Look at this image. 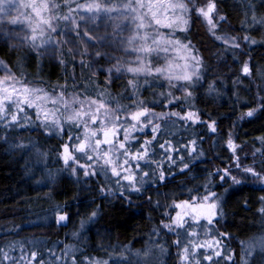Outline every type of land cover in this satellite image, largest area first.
<instances>
[{"label":"snow or ice","instance_id":"snow-or-ice-1","mask_svg":"<svg viewBox=\"0 0 264 264\" xmlns=\"http://www.w3.org/2000/svg\"><path fill=\"white\" fill-rule=\"evenodd\" d=\"M245 3L248 13H251L250 20L247 19L248 13H245L247 23L264 27V16L258 18L253 4L248 0ZM17 24L25 26L22 32L8 29L9 25ZM196 25L204 27L213 40L231 51L234 59L237 51H243L241 40L249 46L257 44L251 36L237 37L227 32L224 25H231L227 16L220 14L217 0H156L155 3L153 0H0V34L8 40L18 41L14 47H27L38 54L55 56L61 45L71 42L76 45V51L73 53L72 49H68L69 54L81 57L91 55L90 62L86 63L83 59L79 62L82 68H94L92 77L96 73L107 77L98 84H92L91 89L81 84L80 87L85 91L80 93H68L67 86L63 85L49 86L46 90L29 87L27 81L18 80L11 69L0 61V71L6 73L0 78V133L17 129L27 131L35 125V129L42 134L60 138L57 159L62 162L63 168L52 171L45 167V180L37 183L46 181L48 185L54 186L60 173L66 171L79 184L80 172L86 179L102 177L105 181V186L99 188L102 194L107 189V195L119 194L123 197L125 191L140 193L151 185H157L156 190L159 191V187L166 186L169 175H172V166H177L180 174L191 172L195 161L203 156V151L198 149L197 139H191L187 144L177 141L178 147L171 141L161 143L157 134L162 129L160 124L153 123V118L165 120L167 124V117H177L189 126H203L212 134L217 133L215 120L204 121L198 110H189L194 107L191 103L193 94L189 89L202 87L208 71L204 57L187 35L191 27ZM162 28L169 30L166 35L161 32ZM125 31L129 35H124ZM177 31L184 34L187 42L174 38ZM218 32L223 34L218 35ZM59 35H68L71 41L56 39L55 36ZM89 48L92 49L91 53ZM129 56L135 59H127ZM161 60L163 63H160ZM239 63L243 77L250 79L253 72L250 61ZM257 71L264 78V69ZM125 75H130L131 79L119 85L123 92L113 96L105 90ZM239 80L238 76L233 81L234 87ZM165 84L170 91L157 90ZM142 91L149 92L153 98L141 99ZM177 91L181 93L180 96L175 95ZM88 92L94 93L97 98L92 99ZM206 95H220L215 81L207 82ZM239 99L237 94L236 100ZM120 100H131V103L122 105ZM253 103L255 107L245 105L248 110L241 113L238 122L264 118V96L257 94ZM113 104L115 108L111 107ZM168 105L184 106V115L181 116L179 112L157 113L153 110ZM148 135H151V139L144 138ZM226 135V150L230 151L229 160L232 164L216 168L214 172L205 169V183L195 190L199 192L203 188L204 194L193 196L191 204L186 200L175 205V208L183 209L177 211L175 217L164 213L170 223L161 221L165 229L178 237L173 243L181 249L178 255L182 264H201V259L205 264H221V261L223 264H248V258L257 250L264 254V234L252 236L241 242L242 256L238 261L234 251L221 243L228 238V234L220 233L215 227L220 223L218 215L222 216L219 212L222 197L211 190L215 186L214 177L221 186L228 184L229 187L243 185L246 180H251L264 191V136L257 138L261 148L252 153L253 165L242 166L241 158L236 153L238 149L243 152V147L234 142L232 132ZM0 138L8 142L6 136ZM200 142H203L202 138ZM10 147L30 149L36 157L35 162L46 165L47 152L41 151L34 142L30 145L14 142ZM159 152L163 155L154 159ZM181 153L187 154L189 162H185V156ZM81 160L85 163L82 164ZM177 161L182 167L177 165ZM233 171L246 180L238 179L232 174ZM258 201L264 205V196L259 197ZM157 205L160 206L159 202ZM56 208L60 209V205H56ZM258 211L264 218V207ZM97 214L98 209L81 219L80 229L83 230L86 223L94 220ZM68 219L67 211L56 216L57 223ZM201 221L204 223L201 224ZM197 228L203 229V236L208 238L200 239ZM78 235V232L73 233V236ZM8 247L11 249L14 245L9 243ZM66 247L69 251L77 250ZM205 249L210 250L211 254L205 255ZM159 251L163 252V249ZM124 253L130 259H125ZM35 256L36 253L32 252L31 258L35 259ZM157 259L152 245L135 252L125 247L114 264H154ZM5 261L17 264V260L11 258L7 251L0 249V264ZM19 264H25L23 258ZM72 264H76V261L73 260ZM80 264H108V261L85 258Z\"/></svg>","mask_w":264,"mask_h":264},{"label":"trees","instance_id":"trees-1","mask_svg":"<svg viewBox=\"0 0 264 264\" xmlns=\"http://www.w3.org/2000/svg\"><path fill=\"white\" fill-rule=\"evenodd\" d=\"M262 1L264 0H248L253 4L257 17L264 14L257 8ZM217 3L220 14L227 16L231 25V27L224 25V28L242 35L245 29L249 28L245 16V13H248L245 0H217ZM250 14L248 13V16ZM8 28L12 26L9 25ZM246 32L258 43L250 47L244 44L241 48L243 51H239L238 60L234 59L219 41L213 40L204 27L193 26L187 34L208 66L203 86L193 89L191 103L194 107L189 110H198L204 121L215 120L217 133L212 134L203 126H189L177 117H167V124L161 119L159 124L165 134L164 139L172 141L177 147L179 146L177 141L179 144H187L189 140L197 139L198 149L203 151V156L195 161L192 171L186 175L180 174L177 166H172V175H169L166 186L159 187V191L156 190L157 185H151L146 186L140 193L125 191L123 197L119 194L107 195V189L102 194L99 191L100 187L105 186L102 177L86 179L78 173L81 183L77 184L66 171L60 173L54 186L48 185L46 181L43 184L37 183L45 180V167L52 171L63 168L62 162L57 159L60 138L42 134L35 129V125L27 131L17 129L0 133V137L6 136L8 141L6 143L0 138V249L7 251L11 258L17 260V264L21 258L25 264H72L73 260L80 264L85 258L107 260L108 264H114L125 247L135 252L152 245L158 258L154 264H179L180 250L173 243V235L167 233L161 223L163 221L166 224L169 221L164 213L172 215L177 202L191 201L193 196L199 197L204 194L203 188L199 192L195 190L205 183L204 178L207 175L205 169L214 172L216 168L232 164L229 160L230 151L226 150L227 132H232L234 142L244 149L243 152L238 149L236 153L241 158L242 166H252V153L255 149L261 148L257 138L264 136V118L238 122L241 113L248 110L245 105L255 107L253 98L257 94L264 96L255 71L256 65L264 64V39L250 28ZM66 37L68 35H59L56 39L71 41L70 36L68 39ZM177 37L185 40L184 35ZM17 43L19 42L8 40L6 36L0 34V61L11 69L18 80L27 81L29 87L48 90L49 86L63 85L67 86L68 93L73 91L80 93L85 91L80 87L81 84L91 89L92 84L107 79L101 73H96L92 77L91 72L95 70L94 68L80 66L79 62L82 59L86 63L91 61L90 54L81 57L68 53V49L75 53L74 43L61 45L54 60L47 59L27 47H14L13 45ZM91 51L89 48V53ZM240 61H250V67L253 68L250 79L243 77L240 72ZM104 66L108 67L107 64ZM238 76L240 80L235 88L233 81ZM126 79H131V76L125 75L105 90L117 96L123 92L119 85ZM208 81L216 82L220 92L218 97L206 95ZM73 85L76 87L73 88ZM100 87L103 88L104 85L101 84ZM157 90L170 91L165 85ZM87 94L92 99L97 98L92 92ZM237 94L240 97L239 101L236 100ZM152 98L149 92H141V99ZM120 103L129 104L131 100H120ZM115 106L111 105L113 108ZM183 108L184 106L168 105L155 107L153 110L159 113L179 112L183 116ZM144 138L151 139V135ZM14 142L26 145L34 142L41 151L47 152L46 165L37 164L36 157L30 149H12L10 145ZM182 155L185 156V162H189L187 154ZM259 159L257 156V160ZM81 161L82 164L85 163L84 160ZM232 174L238 179L246 180L237 171H233ZM213 184L215 186L211 190L222 197V216L218 218L220 223L215 227L220 233L228 234V238L221 243H227L239 261L241 242L258 236L264 229V218L258 211L264 207L258 201L259 197L264 196V191L259 184L251 180H246L243 185L229 187L228 184L221 186L214 177ZM225 189L228 191L225 192ZM113 190L115 191V188ZM56 205H60V209H57ZM61 209L68 212L69 219L57 223L56 216L63 214ZM97 209L96 218L86 223L81 230L80 220ZM74 232H78L79 235L73 236ZM9 243L14 247L9 249ZM66 246L77 250L69 251ZM161 248L163 252L159 255ZM32 252L36 253L35 259L31 258ZM124 258L130 259L127 253H124ZM4 264L8 262L5 261Z\"/></svg>","mask_w":264,"mask_h":264},{"label":"rangeland","instance_id":"rangeland-1","mask_svg":"<svg viewBox=\"0 0 264 264\" xmlns=\"http://www.w3.org/2000/svg\"><path fill=\"white\" fill-rule=\"evenodd\" d=\"M153 2L155 3L156 2V0H153ZM257 8H259V12L260 13H262V12H264V1H262V2H260L259 4H258V6H257ZM256 14V13H255ZM256 16H257V14H256ZM261 16H264V14H262ZM260 16L258 15V18H259ZM250 18H251V14L247 17V19H249L250 20ZM146 23H147V21H146ZM246 25V24H245ZM12 26V28H8L10 31H13V32H22L23 31V29H24V25H22V24H17V25H11ZM61 26H63V23H61ZM126 26H127V24H126ZM247 27H249L250 28V30H253V31H256L257 32V35H260L263 39H264V27H261V26H259V25H252V26H247ZM14 28V29H13ZM249 28H247V29H249ZM168 29H166V28H162L161 29V32L162 33H164L165 35L168 33ZM227 32L230 34V35H234V36H237V37H242V36H244V35H248V36H250L246 31L242 34V35H238V34H235V33H233V32H230V31H228L227 30ZM218 35H222L223 33H220V32H218L217 33ZM124 35H129V33L127 32V31H125V33H124ZM177 35H180V36H182V35H184V34H181L179 31H177L176 33H175V35H174V38L175 39H178V40H180V41H182V42H187V41H185V40H183L181 37L180 38H178L177 37ZM252 37V36H251ZM55 38H56V36H55ZM67 39L69 38V36L68 37H66ZM252 38H254V37H252ZM255 39V38H254ZM256 40V39H255ZM257 41V40H256ZM257 43H258V41H257ZM244 44H246L248 47H250L248 44H247V42H245V41H243V40H241L240 41V47L242 48L243 47V45ZM252 46V45H251ZM73 48H75V47H73ZM34 52H36L37 53V51L35 50ZM229 53L231 54V56L233 57V53L231 52V51H229ZM40 55H43V56H45V57H47V59H52V60H54V58L56 57V55L55 56H51V55H48L47 53H43V54H40ZM240 54H239V51H237L236 53H235V58H236V60H238V56H239ZM127 59H129V60H133V59H135V57L134 56H129V57H127ZM153 63L155 64L156 62L155 61H153ZM160 63H163V61L161 60V62ZM251 66V65H250ZM257 69H264V64L262 65V64H259V65H256L255 66V71H256V74L258 75V78H259V80H260V83H261V86H262V93L264 94V78H262L261 77V74H260V72L259 71H257ZM6 75V73L4 72V71H0V78H3L4 76ZM161 83H163L162 81H161ZM20 85H17V87H19ZM165 86L167 87V85L165 84ZM240 87V86H239ZM195 88V87H194ZM194 88H191V89H189V91H191V92H193V89ZM236 88V87H235ZM175 95H177V96H180L181 95V93L179 92V91H177V92H175ZM155 112H157V111H155ZM157 113H159V112H157ZM161 121V119H156V118H153V123H158L159 124V122ZM147 131V130H146ZM163 133V132H162ZM158 133L157 134V138L159 139V138H162L163 140H161L160 142L161 143H163V142H165V141H170V140H166V139H164V137H165V134L163 133ZM171 143L173 144V142L171 141ZM182 154V153H181ZM163 155V153L162 152H159V153H157V155L155 156V157H153L154 159H159L160 158V156H162ZM175 157V156H174ZM81 163H82V161H80ZM78 173H80V172H78ZM82 174V173H81ZM183 201H180V202H177L175 205H177V204H181ZM189 203L191 204V203H193V200H191V201H189ZM221 207H220V209H219V212L220 213H222V199H221ZM174 208H175V206H174ZM177 211H183V209H180V208H175V210H174V213L171 215L172 217H175V214H176V212ZM221 217V215H218V218H220ZM65 222V221H64ZM171 221L169 220L167 223H170ZM62 223V222H61ZM201 224H203L204 223V221H201L200 222ZM187 226V225H186ZM165 229V228H164ZM192 229H189V231H191ZM165 231L167 232V233H169V234H172L173 235V237H172V239H173V241H175V240H177L178 239V237L176 236V235H174L172 232H170L169 230H167V229H165ZM196 231L198 232V233H200L201 235H200V239H207L208 237H204L203 236V229H201V228H197L196 229ZM261 234H264V229L262 230V232L259 234V235H261ZM258 235V236H259ZM217 239H218V237H217ZM163 243V241H161V245H163L162 244ZM225 243V242H224ZM223 243V244H224ZM226 245H227V243H225ZM228 246V245H227ZM229 247V246H228ZM230 248V247H229ZM154 249V248H153ZM180 250V252H181V249H179ZM203 252H204V254L205 255H210L211 254V251L210 250H207V249H205V250H203ZM241 255H240V257L242 256V252L240 253ZM159 255H161V252H160V254ZM197 258L198 259H200V256H199V254H197ZM235 259H236V257H235ZM241 259V258H240ZM179 264H182V262H181V259L179 258ZM201 264H205V261L203 260V259H201ZM221 264H223V261H221ZM248 264H264V254H262V253H260L259 252V250H257L256 252H254L252 255H251V257H249L248 258Z\"/></svg>","mask_w":264,"mask_h":264}]
</instances>
